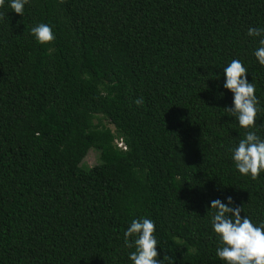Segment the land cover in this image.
Returning a JSON list of instances; mask_svg holds the SVG:
<instances>
[{
	"label": "trees",
	"instance_id": "trees-1",
	"mask_svg": "<svg viewBox=\"0 0 264 264\" xmlns=\"http://www.w3.org/2000/svg\"><path fill=\"white\" fill-rule=\"evenodd\" d=\"M0 11V264H131L123 234L141 216L156 222L160 259L223 264L209 202L231 196L264 222V173L234 167L245 129L223 88L239 59L264 108L259 38L247 34L264 26V0H29L23 15ZM39 23L53 26L50 44L31 34ZM256 124L264 138V110Z\"/></svg>",
	"mask_w": 264,
	"mask_h": 264
},
{
	"label": "clouds",
	"instance_id": "clouds-1",
	"mask_svg": "<svg viewBox=\"0 0 264 264\" xmlns=\"http://www.w3.org/2000/svg\"><path fill=\"white\" fill-rule=\"evenodd\" d=\"M28 2L0 0V9L10 7L15 13L23 15ZM2 16L3 12L0 11ZM31 34L40 44H50L55 40L53 26L47 23L33 26ZM247 34L259 38V47L254 49L253 54L264 66V26L250 27ZM223 73V88L232 93V104L225 110L245 129L243 137L231 148V159L240 174L251 175L255 179L264 173V138L251 129L257 126L258 113L264 108L256 95V85L248 80V70L243 61L233 59L223 68ZM135 102L142 103V98ZM119 146L124 147L122 142H119ZM226 201L212 199L207 211L219 241L216 256L223 264H264V222L254 223L246 214L242 217L243 208L235 205L231 196H227ZM155 232L156 222L153 219L141 216L131 220L123 234L125 245L135 248L128 253L131 264H171L170 257L159 258V241Z\"/></svg>",
	"mask_w": 264,
	"mask_h": 264
},
{
	"label": "rangeland",
	"instance_id": "rangeland-1",
	"mask_svg": "<svg viewBox=\"0 0 264 264\" xmlns=\"http://www.w3.org/2000/svg\"><path fill=\"white\" fill-rule=\"evenodd\" d=\"M97 159L98 158H97L96 152L95 151H91L87 155V157H86V159L84 161V164L87 165V166H89V167H92V166H94L97 163Z\"/></svg>",
	"mask_w": 264,
	"mask_h": 264
}]
</instances>
